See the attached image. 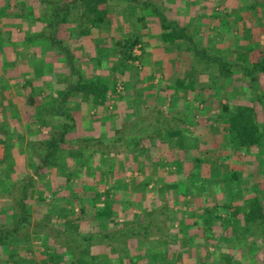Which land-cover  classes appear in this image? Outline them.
I'll return each mask as SVG.
<instances>
[{
	"label": "rangeland",
	"instance_id": "obj_1",
	"mask_svg": "<svg viewBox=\"0 0 264 264\" xmlns=\"http://www.w3.org/2000/svg\"><path fill=\"white\" fill-rule=\"evenodd\" d=\"M132 1L141 5L149 1L150 7L147 10H142V6L134 5L130 1L129 3L132 5H127L128 7L106 3L104 9H107L108 14L103 19L102 28L95 27L92 32L82 36L78 42L80 44L76 53L79 54L81 61L87 62L89 58L95 57L96 48L108 47L105 50L107 52L111 43L122 40L128 35L134 36L135 33H140L143 42L141 41L133 48V54L138 57L136 60L122 65L119 71L115 73L105 68L97 70V74L106 77L109 82L115 83L114 87L119 94L126 93V83L129 80L133 81L134 84L137 83L138 88L152 86L153 88H149L152 89L150 92H154V89L162 84H169V87L173 89L178 77L182 78L191 73L192 65L194 67L192 64L193 53L187 50L180 52L173 46L168 47V45L163 44L159 39L163 30L162 24L165 21L163 19L164 13L171 10H167L163 1ZM152 2H155L156 7L158 6L156 3L162 7L158 8L159 12L153 8L155 6H152ZM163 10L165 11L162 13ZM144 14L146 15L144 22L138 20L137 17ZM76 16L77 13H73V17ZM166 16L168 17L167 14ZM213 18L216 19L214 16ZM183 20L169 19L173 29L177 31L186 30L187 34L195 37L198 44L207 47L211 54L216 52L217 56L228 61L232 68L231 80L226 81L228 79L223 76H219L216 80L217 91H215L214 83L208 76L212 67L204 68L205 64L201 63L200 73L194 76L197 87L205 85L208 88V90L203 91L200 99L194 102V120L203 129V139L209 138L208 144L203 145L202 150L191 147L186 149L183 148L182 137L179 136L168 142L166 146L158 142L151 146L150 142L147 141L132 156H112L111 154L109 156L100 152L94 153L88 149L85 151L86 155L93 153V160L87 166L89 168L79 164V161L75 162L74 159H68L64 164L69 171L66 172L52 165L42 167L43 163L33 154L28 144L19 143L14 139H7L0 135V219H4L9 224L14 222L15 209L11 196L13 192L18 191L20 181L26 174L28 175L27 179H30L32 183L27 192V209L31 221L42 220L49 215L51 222L61 229L68 225L65 224L66 218L72 222L68 226H80L83 229L97 226L99 222L91 218L95 209L93 205L94 196L101 192V201H103L107 198L104 193L116 185L117 189H114L110 196L123 200L125 194H131L132 200L141 203L140 208L135 210L139 213L137 217L141 214L142 204L148 205L152 209H160L169 205L171 217L174 220L168 222L172 239H170L171 242L168 246L171 249L169 252L171 261L174 264H196L197 262L198 264H213L216 258L218 259L224 254L231 257L233 264H264V219L262 222L257 220L251 224L253 230L250 232L255 233L253 237L249 238L248 232L246 236L243 233L245 229L243 228L244 216L248 213L251 203L257 198L263 200L261 203L264 206V179L250 178V170L247 165L241 168L240 173L238 172L239 169L234 167L240 163L235 161L236 159L233 160L232 156L244 148L236 144L230 145L227 118H224L227 123L218 118L222 114V105L228 102L236 106L253 103L256 100V93L254 94L252 89L257 88L264 94V72H255L254 75L257 78H253V80L251 75L247 78V74H244L246 65L250 68L254 63L259 62L264 55H259V48L254 53L251 51L246 54L240 53V49L246 46V41L238 38V34L241 35L242 22L235 21L226 27L223 24L210 23L205 20L203 28L197 26L196 29H193L194 22L191 20H194V17L183 18ZM66 31L62 28L60 34H67L68 31ZM261 32H263L262 29ZM234 35L237 39L229 37ZM83 38L84 40H81ZM259 38H264V34L261 33ZM262 42L264 41L262 40ZM259 44L260 48L263 49L264 45ZM37 45L41 47V44ZM41 48L45 49V46ZM43 53L45 54L46 50H43ZM110 53L113 55L109 61L114 63L120 53L112 49ZM44 57L47 58V56L40 55L28 58L30 63L34 62L35 64L31 66H34L31 71L33 79L32 83H29L28 80L29 85L26 86L19 81L14 83L15 81L12 79H8L6 83L0 81V125L22 135L26 141L38 142L48 138L52 132L51 128L43 127L44 124L38 121L36 115L33 114V109L29 110L32 106L28 107V105L33 99L38 103H43L42 109L47 116L50 127L59 121L57 115L47 114L52 110V101L55 99L54 96L51 100L53 95H49L48 90L51 91L56 82L50 79L51 76L58 74L63 77L61 75L63 72H59V67L58 70H54L52 62ZM242 62H245L243 67L240 66ZM108 65L111 66V63L109 62ZM85 66L88 73L94 69L91 64ZM41 67H44L42 74L46 73L48 76V79L44 80L42 84L39 82L42 81V78L34 76V73L37 75V70ZM222 85H225L224 90L220 92L219 89ZM206 94L210 95L211 99H206ZM183 97L178 92V98L174 102L164 95H161L159 100L146 98V102L150 104L156 102L163 110L169 112L172 111L175 102L181 108L179 110H183L182 107H185ZM80 99L81 96L78 95L70 101V107L72 111L74 109L77 121V127L69 134L70 138L111 136L124 123H134L136 118L147 110L145 103L130 106L128 103L131 101L128 98L122 101L117 98L116 105L110 106L108 113L106 112L107 109L103 113H99V111L94 112L95 108L92 109L90 104L84 103ZM185 99L187 101L192 100L193 96L188 95ZM260 99L257 100L261 102L262 99ZM38 108L39 106L37 112L39 111ZM98 109L101 111L102 107ZM256 109L258 120L264 128V112L259 104H257ZM89 115H92V118ZM185 131L189 133L194 129L189 127ZM37 146L39 147V145ZM262 149L260 152H256V150L253 152L257 155L259 153L264 154V147ZM37 150L41 152L40 149L37 148ZM241 153L245 154L244 151ZM204 155H212V162L209 165H206L201 158ZM105 156L107 161L104 163L103 158ZM221 162L224 164L221 165ZM181 164H183L182 167ZM253 165H255L253 175L263 178V164L254 163ZM108 170H112L109 176L106 174ZM90 172L95 173L90 174ZM68 173L72 174L71 180L76 184L74 190L81 197L79 203L77 202V195L76 197L72 195L73 192H70V188L66 185ZM240 175H245L246 179H240L238 177ZM84 183L92 186L90 191L81 190ZM82 199L84 204L88 206V212L85 214L80 212L79 205H81ZM143 201L144 203H142ZM236 205L243 210L238 222L223 226L218 220L214 222L215 226L212 228L206 225V234H203V231L202 235L198 233L204 229L202 226L204 218H215L214 215L218 213L224 217ZM96 206L100 208L102 204H96ZM121 209L116 204L114 215H118L119 222L124 221L130 215V212L127 213V210L120 211ZM206 209L211 216H208ZM200 226L201 230H199ZM224 228L232 229L231 234L236 238L227 237L223 239V236L230 232L226 230L225 233ZM237 229L240 232L235 231ZM30 230L28 229V231ZM220 233H223V236H221V241L219 239L217 241ZM46 243L47 239L44 235L35 234L32 231L28 238L20 239L12 247H17L18 250L23 251L24 258L28 259L29 262L47 264L48 248ZM156 243L153 242V245L158 247ZM145 244L150 246L149 243ZM145 244L144 242L139 243L140 249ZM196 247L198 251H196ZM208 251L211 252L210 256L205 261L200 260L209 255L207 254ZM2 254L1 261L8 257L7 251H3ZM143 258L139 257L138 260L142 259L143 262H146L147 258ZM111 261L115 264L124 262L118 259Z\"/></svg>",
	"mask_w": 264,
	"mask_h": 264
},
{
	"label": "trees",
	"instance_id": "obj_2",
	"mask_svg": "<svg viewBox=\"0 0 264 264\" xmlns=\"http://www.w3.org/2000/svg\"><path fill=\"white\" fill-rule=\"evenodd\" d=\"M108 1L109 0H73V2L66 1L62 8L60 6L58 8L52 7L53 14L58 16V19H56L57 17L55 19L51 18L48 26L49 32L45 34L42 33L41 39L33 40V42L42 41L48 45L52 53L53 66L59 67V72H63V74L60 73L63 77H60L58 74L51 76L50 79L56 82L53 84L54 90H48V94L51 96L53 95L51 100H53L54 96L55 99L52 101V110L47 114L57 115L59 121L57 124L50 127L47 116L42 109L43 103H38L33 99L30 105H28V107L32 106L29 110H34L33 114L36 115L35 117L38 118L40 123L44 124L43 127L51 128L52 132L49 137L38 142L26 141L25 137L13 132L3 125H0V135L7 139H14L19 143L28 144L33 154L43 163V166L41 165L42 167L52 165L53 167H59V169L69 172L66 165H64L68 159H74L75 162L79 161V164L84 167L89 166L93 160V153H91V155H86L85 151L88 149L94 153L100 152L108 154L109 156L110 154L112 156H132L135 155L147 141L150 142L151 146L153 143L157 144V142L166 146L168 142L173 141L174 138L179 136L182 137L183 148L186 149L191 147L192 149L202 150V146L208 144L209 138L203 139V129L200 128V125L194 120V102L200 99L204 93L203 91L208 90V88L207 86L205 87V85L197 87L194 76L200 73L199 67L201 63L205 64L204 68L212 67V71L208 73V76L214 83L213 85L215 87H212L217 91L216 80L219 76L228 79L226 81L231 80L230 78L233 75L231 64L221 56H217L216 52L211 54L207 47H202L198 44L195 37L187 34L186 30L177 31L173 29L165 12L163 18L165 21L162 24L163 30L159 39L163 44L168 45V47L173 46L180 52L183 50H187L188 52L192 51V64H194V67L192 65L191 73L182 78L178 77L173 85V89L169 87V84H162L157 86L154 92H150L152 89L149 88H153L152 86L138 88L137 83L134 84L133 81L129 80L128 83H126V93H117L116 87H114L115 83L109 82L106 77L97 74V70L107 68L108 71L115 73L119 71L122 65L136 60L138 57L133 54V48L141 43V41L143 42L140 33H135L134 36L128 35L122 40L111 43L109 51L107 52L105 50H107L108 47L101 48L100 46L96 48L95 57L89 58L87 62L81 61L79 54L76 53L80 44L78 42L82 36L92 32L95 27L102 28L103 19L106 17V14H108L104 6H106ZM112 1L114 5L120 7H128L132 4L138 5L139 7L142 6V10H147L150 7L149 1H146L143 5L139 3L135 4L132 0ZM129 1L132 4H130ZM156 4L158 5L157 7L155 2H152V6H155L153 8L159 12L158 8L162 7H160L158 3ZM164 11L165 10H163L162 13ZM73 13H77V16L73 17ZM145 16L144 14L137 18L144 22ZM60 28H64L68 33H59L58 35V32H61ZM79 33L82 34L80 37ZM81 40H84V38ZM141 46L143 47L142 44ZM111 49L120 53L117 57V61L114 63L109 61L111 55H113V53H110ZM99 53L100 55H98ZM109 62L111 66L108 65ZM90 64L94 66V69L91 73H88L87 69H85V65ZM240 66L243 67V64H240ZM257 71L264 72V56L250 68L247 66L246 69H244V74H247V78L251 75L253 80V78H257V76L254 75ZM43 72V70H40L37 75L34 73V76L42 78V81L48 79L45 73L42 74ZM60 80L61 83H59ZM224 86L225 85H222L220 87V92L224 90ZM252 91H254V94L256 93V100L253 103L236 106L228 102L222 105V114L218 116L220 121L223 122H226L224 118H227V122L229 123L228 131L230 132V145H240L247 154L248 152L253 153L255 150L256 152H260L264 147V128L258 120V113L256 111L257 104H259L264 112V102H262L264 94L257 88L255 90L252 89ZM178 92L181 93L182 97L184 96L182 98L185 104V107H182L183 110H179L181 108L178 107V103L176 102L173 103V112L163 110L156 102H151V104L146 102V98H157V100H159L161 95H164L174 102L178 98ZM78 95L81 96L80 101L90 104L92 109L95 108L94 112L99 111V113H103L107 109L106 112L108 113L110 111L109 107L116 105L117 98H120L121 101L128 98V100L131 101L128 103L130 106H134L138 103H145L147 110L139 115L134 123H124V125L111 136L70 138L69 134L77 127L76 116L74 109L72 111L70 107V101ZM188 95H192L193 99L187 101L185 97ZM206 96V99H211L210 95L206 94ZM257 99H260L261 102ZM38 106L39 111L37 112ZM99 107H102L101 111L98 109ZM192 111L193 113H191ZM89 117L92 118V115H89ZM189 127H192L194 131L186 133L185 130H188ZM37 145H39V147ZM37 148L40 149L41 152H38ZM103 160L105 163L107 157L105 156ZM182 165L183 164H181V167ZM93 173L90 172V174ZM111 173L112 170H108L106 174L109 176ZM71 175L70 173L67 174L66 185L70 188L69 191L73 192L71 194L76 197L77 193L74 190L76 184L71 180ZM31 186L32 183L30 179H21L18 191L15 193L12 191L11 200L15 209L14 222L9 224L4 221V219H0V264H37L29 262L28 259L26 260L23 256V251L18 250L17 247H12L15 242H19L20 239L28 238L32 231L35 234L44 235L47 239V264H115L111 261L114 259L124 261L119 264H174V262L171 261L169 255L171 249L168 246L172 240L168 222L174 220L171 217L169 205L160 209H152L148 205L144 206L142 204L141 214L137 217L139 213L135 212V210L140 208L139 205L141 203L132 200L131 194L129 193L123 196V200L111 197L110 193L114 189H117L115 185V187H111L104 193L107 196L105 200L101 201V192L94 196L93 205L95 209L93 217L91 218L99 222L97 226H93L89 229H83L80 226H68L69 223L71 224L72 222L68 221L66 218L65 224L68 225L66 228L61 229L51 222L49 215L42 220L38 219L33 222L31 221L27 209V192ZM91 188L92 186L84 183L81 190L88 192ZM80 198L81 197L77 195L78 203ZM262 201L263 200L256 198L251 203L248 213L245 214V222L243 224V228H245L243 232L244 236H246L248 232V237H253L255 233L250 232V230H253L251 224L257 220L263 221L264 206L261 203ZM142 203H144V201ZM96 204H102V207L97 208ZM116 204L119 205V208H122L120 211L127 210V213L130 212L129 217L122 222H119L118 215H114ZM79 206L81 213L84 212L85 214L88 212V206L84 204L83 199ZM232 208L233 209L228 211L224 217H222V214L218 213L214 215L215 218H204L202 224L204 229L201 230L200 226L199 230H201V232L198 231V233L202 235L203 231V234H206V225L212 228L215 226L214 222L218 220L223 226L224 224L229 226L238 222V218H241L240 214L243 210H241L238 205ZM205 211H207V209ZM208 216H211L209 212ZM28 229L31 230L28 231ZM234 229L236 228L234 227ZM226 230L230 232L226 233ZM224 231L226 235L223 236V233L218 234L217 241L218 239L221 241V236H223V239L227 237L236 238V236H232L231 234L233 231L232 229L224 228ZM235 231L240 232L238 229ZM142 242H144V244L149 243L150 246L145 244V246L140 249L139 243L141 244ZM153 242H157L156 244H158V247H156L157 245L154 246ZM195 249L198 251L197 247ZM3 251H7L8 257L1 261ZM207 254L209 255L206 258L200 260L205 261L210 256L211 252L208 251ZM139 257H144L143 259L147 258L146 262H143L142 259L138 260ZM222 263L233 264L231 257L226 254L220 256L218 259L216 258L213 264ZM196 264H198V262Z\"/></svg>",
	"mask_w": 264,
	"mask_h": 264
},
{
	"label": "crops",
	"instance_id": "obj_3",
	"mask_svg": "<svg viewBox=\"0 0 264 264\" xmlns=\"http://www.w3.org/2000/svg\"><path fill=\"white\" fill-rule=\"evenodd\" d=\"M66 1L73 2V0H0V81L6 83L8 79H12L15 81L14 83L19 81L27 86L29 85L28 80L29 83H32L33 73L31 71L34 66H31L35 65L34 62L30 63L28 58L37 55L47 56L50 62H53V58L51 57L52 53L48 45L42 41L33 42V40L42 37V33L45 34L49 32L48 26L51 18L55 19L57 17L56 19H58V16L53 14L52 7L58 8L60 6L62 8ZM156 1H163L167 6V10L171 9L166 12L169 19L178 18L180 21H184L183 18L194 17V20H191V22H194L193 29H196L197 26L203 28L205 26V20L210 23H220L226 27L235 21L242 22V31H240L241 35L238 34V38H242L243 41H246V46L240 49V53L246 54L248 52L250 53V51L254 53V51L257 52L259 48V55H264V48L261 49L259 44L261 43L264 45V42H262L264 38H259L261 33L264 34V0ZM108 2L111 4L113 3L112 0ZM213 16L216 17V19L213 18ZM238 18H240L241 21L240 19L238 20ZM261 29L263 32L260 33ZM59 33L60 32H58V35ZM229 37L237 39L236 35ZM252 40L254 41L253 43ZM37 44H41V47L45 46V49L39 47ZM42 49L46 50L45 54ZM242 64L245 65V62H242ZM247 66L248 65H246V67ZM53 68L54 70H58L56 66H53ZM40 70L44 71V67L39 68L37 72ZM27 74H29V76H26ZM39 82L42 84L44 80ZM241 152H243V150L234 153L232 156V158H234L233 160L236 159L235 161H239L240 163L234 166L236 169H239L238 172L240 173L241 168L247 165L250 170V178L264 179V173L262 175L263 178L253 175L255 170L254 163L257 165L262 163L264 166V154L259 153L257 155L254 152L242 154ZM211 157L212 155H204L201 158L205 161L204 163L206 165H209V163L212 162ZM220 164L222 165L224 163L221 162ZM238 177L240 179H246L245 175H240ZM27 178L28 175L26 174L22 179Z\"/></svg>",
	"mask_w": 264,
	"mask_h": 264
}]
</instances>
